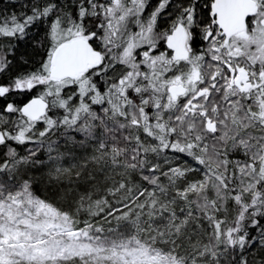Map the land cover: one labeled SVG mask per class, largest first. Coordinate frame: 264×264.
<instances>
[{"label":"snow or ice","instance_id":"obj_1","mask_svg":"<svg viewBox=\"0 0 264 264\" xmlns=\"http://www.w3.org/2000/svg\"><path fill=\"white\" fill-rule=\"evenodd\" d=\"M150 7L31 0L0 19V264H249L264 251V0ZM12 41L33 53L15 72ZM58 134L48 159L61 143L91 148L121 175L107 195L16 180Z\"/></svg>","mask_w":264,"mask_h":264},{"label":"trees","instance_id":"obj_2","mask_svg":"<svg viewBox=\"0 0 264 264\" xmlns=\"http://www.w3.org/2000/svg\"><path fill=\"white\" fill-rule=\"evenodd\" d=\"M61 5H64L65 0H59ZM25 4H28L29 7H24ZM31 0H0V19L4 17H10L11 15H22L23 13L30 12ZM43 34L42 29L33 28L31 29V34ZM12 46L14 51H10L9 55L14 59L13 72L27 67L23 64V59H32L33 53L32 49L28 44L23 42L17 43L12 41ZM23 58V59H21ZM39 59L38 57L36 58ZM0 82H7V77H0ZM37 90L33 92H26L19 95H12L10 97L11 102H15L18 106H22L26 101L33 98L37 95ZM12 119H16V116H13ZM67 139V134H58L57 136H51L50 138H45V146L40 149L38 157L43 161V163H37L34 166L28 167L27 169H22L19 174L16 175V180L19 182L25 178H31L35 181L34 187L37 195L47 197L53 191H58L61 193L67 192L69 195H80L87 189L91 192H102L104 187L111 184L114 178L108 179L110 176L117 173L112 172L110 169L101 170L99 166L94 165L90 162L89 157L92 155L90 152L91 148H88L86 151L83 149H75L73 151H68L72 149V144H60L59 151L63 153L62 157L59 160L52 161L48 159L47 152V143L56 141L59 143L62 140ZM20 155H26V148H31L32 145L27 146H17ZM6 151L3 148H0V155ZM55 155V152L53 153ZM162 158V157H161ZM169 158L175 159L169 154ZM160 160V158H157ZM87 162V167L84 165ZM55 167H62L69 169L68 172L63 173L57 181L54 177L50 179V173H52ZM79 172L80 175L77 176L76 173ZM0 179H3V175L0 174ZM138 180L139 177H136ZM61 197H57L59 202H63ZM207 239V237H203ZM249 264H261L264 260V251L259 249L254 250L250 255L247 256Z\"/></svg>","mask_w":264,"mask_h":264},{"label":"rangeland","instance_id":"obj_3","mask_svg":"<svg viewBox=\"0 0 264 264\" xmlns=\"http://www.w3.org/2000/svg\"><path fill=\"white\" fill-rule=\"evenodd\" d=\"M148 4L151 6V7L148 9L149 11L151 10L152 7H155V6H156L154 3H150V0H148ZM169 19H170L169 16L164 15V16H162V18L159 20V24H162V23L166 24V22H167ZM90 153L92 154V151H91ZM169 159H170V160H174V159H172V158H169ZM160 162H161V165H162V167H163L164 169H166V168L168 167V164H164V163H163V158H161V157H160ZM111 178H114V180L112 181L111 184H109V185H107L106 187H104V189L102 190V192H97V193H96V192H91V194L93 195L94 198L97 197V196H99V197H103V196L107 195V191H108V189L111 188V187L115 184L116 181H119V180L121 179V175L118 174V176H117L116 174H114V175L110 176L108 179H111ZM108 199H109L110 201H112L113 203H115V201L113 200V198H112L111 196H108ZM60 203L63 204L64 201H63V202H60ZM80 216H81V218H84V217L86 216V213H85V212H82V213L80 214ZM88 219H92V217H88ZM97 219H99V218H97ZM105 227H108V225L105 224Z\"/></svg>","mask_w":264,"mask_h":264},{"label":"flooded vegetation","instance_id":"obj_4","mask_svg":"<svg viewBox=\"0 0 264 264\" xmlns=\"http://www.w3.org/2000/svg\"><path fill=\"white\" fill-rule=\"evenodd\" d=\"M150 3H154L155 5H157L158 0H150ZM173 3H174V5H175L176 3H179V0H173ZM170 11L175 12V11H176L175 6H173V7L170 9ZM160 26H161L162 28H163V27H167V23H166V24L162 23V24H160Z\"/></svg>","mask_w":264,"mask_h":264},{"label":"water","instance_id":"obj_5","mask_svg":"<svg viewBox=\"0 0 264 264\" xmlns=\"http://www.w3.org/2000/svg\"><path fill=\"white\" fill-rule=\"evenodd\" d=\"M31 99H32V98H31ZM29 101H30V99H29L28 101H26L25 103H27V102H29ZM25 103H24V104H25ZM22 106H23V105H22Z\"/></svg>","mask_w":264,"mask_h":264}]
</instances>
